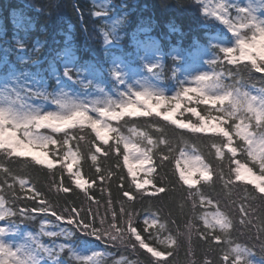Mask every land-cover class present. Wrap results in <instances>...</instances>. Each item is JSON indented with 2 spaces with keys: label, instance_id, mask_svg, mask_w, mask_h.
Segmentation results:
<instances>
[{
  "label": "trees",
  "instance_id": "obj_1",
  "mask_svg": "<svg viewBox=\"0 0 264 264\" xmlns=\"http://www.w3.org/2000/svg\"><path fill=\"white\" fill-rule=\"evenodd\" d=\"M262 3L264 4V0ZM105 9H107L106 16L102 15L97 19L91 15L92 12H103ZM79 10L82 11V15L78 13ZM260 10L264 13V6H261ZM227 12L231 21L236 24L239 18L244 16L231 6L227 7ZM219 30L218 23L198 0H105L102 7L98 6L94 0H0V109L21 118L26 117L29 111H32L33 117L44 115L43 108L45 104L55 100L60 83L74 94L76 93L79 99L74 101L72 96H69L64 101L61 100L60 113L58 112L60 115H67L75 109L84 108L85 105L80 100L88 95L89 89L96 90L100 98L107 97L110 106L122 103L124 101L119 98L122 93L121 88L107 68L112 58L119 54L127 61L139 62L138 53L142 52L140 44L148 38L157 41L163 55L160 63L146 74L145 78L153 77L155 87L159 94L165 97L166 102L165 107L158 112L159 115L151 113L148 116L139 117L123 116L115 120L106 118V123L117 129L116 132L110 133L108 145H103V142L96 139L87 125L80 133L86 137L84 141L79 142V145L83 147H79L75 139L70 140L66 147L72 151H77L79 147L81 152L78 162L73 164L72 173L80 171L82 178L87 181L85 187L87 192L76 189L75 184H72L75 192L72 189L68 193L62 191L64 186L74 180L73 174L69 173L66 167H62L66 164L63 160L49 170L44 165L35 164L29 156L8 155L6 150H0V194L5 197L4 209L11 213L0 219V222L18 229L24 226L26 233L23 237L33 243L43 261L48 264H118V261L122 259L146 264V258L151 254L147 252V249L140 248L139 242H137L136 250L127 244L106 246L105 241L75 230L66 222L58 221L50 213L32 211L21 214L18 210L27 212L30 208L34 209L35 205L47 202L57 205L59 210L66 206L65 201L69 197L80 204L85 195H91L93 192H95L92 198L93 208L96 207V201L102 195L107 198L110 193L111 197L116 199L115 186L107 189L104 182L92 183L91 176L94 173L92 161L84 158L88 143L92 144L93 150L95 146L100 145L108 148L109 145H115L116 137L122 136L125 140L130 139L142 148L153 147L147 145L145 137L141 135L147 133L154 141L165 137L171 141L173 155L176 157L179 156L181 148L188 152H192L195 148L207 157L206 162L212 161L218 169L222 168L225 174L224 180L221 181L217 179V174L214 172L208 183L201 181L196 186L206 194L207 198L212 199L213 203H197L194 210L191 208V201L185 204L187 186L181 189L173 185L176 191L170 193L164 200L144 201L143 205L136 203L137 212L151 207L153 211L158 209V214L164 220L175 221L168 224L167 231L149 228V233L159 236L160 239L169 234L175 235L177 228L184 233L179 237L180 244L176 248L175 264H191L192 261L204 264L205 260L211 261L212 264H224L223 256L229 249L224 234L218 228L207 230L221 237L218 242L212 241V244L218 245L216 247L198 238L200 230L204 228L198 216L208 213L211 219V213L215 212L217 207L233 218V226L229 229L227 237L232 241L231 247H235L236 244L247 245L253 254L246 258L250 259L252 264H262L264 254L261 253L260 245L256 243L255 238L259 236L258 228L264 227V224L259 223L260 216L264 214V201L259 199L244 201L245 205L251 206L248 213H239L238 209L241 207L243 190H255L257 197L264 193L255 189L253 184L235 181L234 173H232L231 183L225 187L229 170L227 159L218 160L214 154L215 150L210 149L211 141L219 142L220 137L211 133L193 134L190 129H180L163 118L164 113L175 107L176 100L173 98L177 96V93L181 95L175 120L184 123L198 122V117L189 109H196L201 116L211 112L213 116L219 118L222 115L220 109L228 106L229 102L215 106L200 103V98L195 92H190V95L185 97L181 79V69L194 50L208 46L212 35ZM246 32L251 37V32L241 28V35ZM236 48L233 52L236 58L235 63L230 62L231 57L222 54L218 48L214 49L213 61L216 63H211V67L214 76L224 73L222 79L225 84L234 83L233 78L227 76L228 70L235 72L237 68L243 69L244 65L250 67L248 61L239 59V51ZM63 59L70 64L69 68H62ZM262 77L264 72L244 69L237 79H242L240 86L243 91H252L264 89ZM148 91L153 93V90ZM243 118L249 125V131L255 133L257 128L252 114L245 113ZM224 119L225 127H232L234 123L239 122V120H229L226 116ZM216 122L220 123V120ZM157 127L165 129V136L156 132ZM33 131L41 138L49 136L62 138L64 132L74 133L78 130L64 129L56 133L52 129L45 128ZM232 135L233 146L238 149L236 159L246 163L256 175H260L258 165L240 150L241 145L247 148V143L241 141L234 131ZM161 148H165V145H156L153 147V152H159ZM48 152L49 159H54L53 152L56 156L62 157L59 144L50 145ZM123 152L124 147L121 143L119 151H113L111 155L113 158L119 156L122 162ZM225 153L230 155L226 149ZM97 157L104 167L112 163L105 158L103 151L98 153ZM153 163H156V156L153 157ZM232 166L235 167V165ZM172 167H175V161ZM4 169H8L9 172H5ZM124 172L127 173L126 168ZM165 173L168 174L169 179H172L169 168L163 171L157 168L153 176H164ZM21 179L26 181L23 186L19 183ZM9 185H12L11 189ZM101 187H104L105 191L101 192ZM58 188L61 190L58 191ZM146 189L151 192L153 185ZM41 197L43 200L40 199ZM81 206L88 207V202L85 201ZM115 207L118 210L119 204ZM100 212L101 214L104 212L103 202L100 205ZM242 216H250L252 219L251 233L240 224ZM189 221L195 232L190 239L186 227ZM149 233H143L141 238L148 237L145 243L149 244V247H156L155 244L150 243L152 237ZM132 239L134 240L135 237ZM85 246H98L102 251L91 260L83 252ZM162 247L161 245L157 250H161ZM189 251L190 254L186 255ZM234 260L235 257L230 256L227 264H234ZM242 260L243 258H241V264Z\"/></svg>",
  "mask_w": 264,
  "mask_h": 264
},
{
  "label": "snow or ice",
  "instance_id": "obj_2",
  "mask_svg": "<svg viewBox=\"0 0 264 264\" xmlns=\"http://www.w3.org/2000/svg\"><path fill=\"white\" fill-rule=\"evenodd\" d=\"M222 7V6H221ZM223 8V7H222ZM241 12L247 13V9H240ZM82 15V11L78 12ZM91 15L95 18H100L102 15H107V9L103 12L95 11ZM222 19L221 17H218ZM223 23L229 25V29L232 31V24L229 20H223ZM240 28L247 29L251 32V37L248 36L247 32L243 35L237 33L236 37V50L239 51V59L242 61H248L249 65H244L243 69L237 68L235 72L228 70L227 76L232 77L234 80L233 84H225L222 77L224 73H218L215 76L209 77L207 73L197 78L198 87L194 89H184L183 95L187 96L189 91L197 93L200 103L210 104L215 106L217 104L224 105L225 102H229L226 108L220 109L222 115L218 118L213 116L211 112L206 116H201L196 109H189L193 115L198 117L197 123H184L172 119L176 110L180 107L179 97L181 93H177V96L173 99L176 100L175 107L163 114V118L166 121H171L173 125H177L180 129H190L191 133H211L214 136L220 137L219 142L212 140L210 149H214L215 157L218 160L227 159L229 170L227 176V183L225 187L232 181V173H234L235 181H244L247 184H254L255 189L260 193H264V94L257 95L252 94V91H243L240 86L242 79H237L240 76V72L244 69L251 71L255 69L257 72H264V24H258L254 21H250L245 15L239 18ZM225 56L231 57L234 52L233 47H227L222 50ZM218 59V58H217ZM235 57L231 58L232 63H235ZM211 63H216L213 61ZM112 75L116 79H120L122 76L121 71H114ZM264 80V77L261 78ZM254 87V86H253ZM264 93V89L261 90ZM133 95V94H132ZM130 95V96H132ZM136 100H125L122 103L116 104L110 107L91 108L84 107L71 111L67 115H60L55 113H47L41 116L35 117H18L10 112L0 109V150H6L8 155L25 156L29 153L25 149L38 150L43 153V157L32 156V160L37 165H46L47 169L51 170L57 163L61 161H71V163L63 164L62 167H66L69 173H72L73 164L78 162V158L81 155L79 147L80 141H84L86 137L81 135L84 131V126H89L96 134L95 138L103 142V145L109 144V133L116 132L117 129L111 127L106 121L100 118H93L89 115V112L97 113L99 117H110L115 120L124 115L129 116H148L151 112L146 107L137 109V103L143 101L144 105H147L148 98L153 96L160 97V103L157 104V108L165 102L163 95H154L149 91H139L134 93ZM119 108L120 111H116ZM130 109H137L132 110ZM154 110V109H153ZM251 113L252 117L256 122L257 131L255 133L249 131V125L245 123L244 114ZM158 115L160 113H157ZM229 120H239L238 123H234L232 127H225L226 123L224 117ZM220 123H217V120ZM52 129L56 133H60L64 129H77L74 133L64 132L63 137L53 138V136L41 138L34 134V129ZM233 131L235 135L240 138L241 141H245L248 145L247 148L240 146V150L247 154L256 165H258L260 175H256L252 168L248 167L246 163H241L237 156V147L233 146ZM156 132L165 136V129L157 127ZM147 141V145L155 147L158 144L165 145V148L159 149V152H153V147H141L138 144H132L125 140L124 137H116L115 145H109L108 148H103L102 145L93 146L88 143L87 152L84 153L85 159L92 161V167L94 173L91 176L92 183L95 184L98 181L104 182L107 189H111L115 186L117 193L116 199L111 197L109 193L108 197L105 198L103 195L99 200L96 201V207L93 208L92 198L95 196V192L91 195H85L84 200L77 204L71 197L65 201L66 206L59 209L57 205L51 202L40 203L35 205L34 209L30 208L25 212L24 210H18L21 214L31 213L36 211L39 213L51 214L58 221L66 222L75 230L83 233H87L95 236L97 239L105 241L107 245H125L127 244L133 250L137 249V242H139L140 248L147 249V252L151 255L146 258V264H175L174 257L176 254V248L179 247V237L183 236L184 233L179 228L176 229V234H169L163 239L156 236L153 233H149V228H156L157 231H167L169 223H175L174 220H164L158 213L159 210L153 211L151 207L144 208L142 212H137L136 203L139 202L143 205L144 201L152 200H164L170 193L176 191L178 186L181 189L187 188V200L191 201V208L194 210L197 207V203L212 204L213 201L207 198L206 194L203 193L199 188H196L201 181L208 183L213 173L217 174V179L224 180V172L222 168L218 169L212 161L207 160V157L203 156V153L193 148L192 152H187L184 148H181L179 157L173 155L174 149L171 146V141L166 137L154 141L150 138L147 133H142ZM183 135V134H181ZM75 139L79 145L77 151H72L66 146L69 145L70 140ZM123 143L124 152L123 160L119 156L112 157L113 151L118 152L120 144ZM61 145L62 157L56 156L53 152L54 159H47L50 145ZM227 153L230 155H226ZM105 153V158L112 161L108 167H104L101 161H98L97 154L101 152ZM135 153V154H132ZM156 156V163H153V157ZM203 157V158H202ZM173 161H175V167H172ZM99 165V166H97ZM145 165L148 167L145 169ZM232 165H235L233 167ZM127 168L125 174L124 169ZM159 168L163 171L165 168L171 169V177L168 178V174L164 176L154 177L153 173ZM5 172H9L8 169H4ZM138 172H144L145 176L143 179L137 178ZM75 179L63 187L62 191L68 193L72 189V184H75L76 189H85V181L80 171L77 170L72 173ZM199 178H196V177ZM129 177L131 179H129ZM155 180V184H154ZM7 183V181H4ZM23 186L26 181L21 179L19 181ZM145 185H153V190L149 192ZM156 185H159L158 187ZM11 189L12 185L8 186ZM193 189L195 191L193 192ZM61 190L58 188V191ZM101 192L105 191L104 187H101ZM75 192V189H72ZM244 194L240 200L241 207L238 209L239 213H248L250 205H245L246 200L259 199L264 201V195L257 197L255 190H243ZM79 195V193H76ZM163 194V195H159ZM197 198H199L197 200ZM43 200V198H40ZM69 201H71L69 203ZM88 202V207H82L84 202ZM103 202L104 212L101 214L100 205ZM5 197L0 194V219L11 213L4 209ZM119 204L117 210L115 205ZM235 204V202H233ZM183 207V205H182ZM110 215V218H109ZM171 215V213H170ZM198 219L202 221L204 228L200 230V236L212 247L218 245L212 244V241H220L221 237L213 235L210 229H219L224 234L225 242L229 245V249L223 256L224 264L230 256L235 257L234 264H252L249 257L253 254L250 247L247 245L236 244L235 247H231L232 241L228 240L229 229L233 226V218L219 207L216 211L211 213V219L209 214L204 213L198 216ZM259 223L264 224V214L259 218ZM240 224L245 226L249 233H251V226L253 224L250 216H242ZM188 229L189 239L194 232V227L189 221L186 225ZM2 231V229H0ZM259 236L255 238L256 243L260 245V251L264 254V227L258 228ZM143 233H149L152 237L150 243L156 245V247H149V244L145 243V239L141 236ZM132 237H135L133 240ZM163 246L161 250H157L160 246ZM186 253V255H189ZM159 258V259H154ZM172 258V259H170ZM0 264H23L22 260L16 258V253L10 251L5 247H0ZM118 264H138L137 261H128L122 259L118 261ZM191 264H199L198 261H192ZM204 264H212L211 261L205 260ZM264 264V262H262Z\"/></svg>",
  "mask_w": 264,
  "mask_h": 264
},
{
  "label": "rangeland",
  "instance_id": "obj_3",
  "mask_svg": "<svg viewBox=\"0 0 264 264\" xmlns=\"http://www.w3.org/2000/svg\"><path fill=\"white\" fill-rule=\"evenodd\" d=\"M94 1L100 7H102L105 4V0H94ZM200 2L203 3L204 9L208 13H210L212 17H214L220 22L222 31L212 35L211 40L208 43V46L199 47L198 49L194 50V53L189 57L186 64L182 67L181 79H182V87L184 89L197 88L199 86L197 83V78L201 75H204L205 73H207L209 77L214 76V72L211 67V62H213V60L215 59V54H214L215 48H218V50L222 52L224 48L237 47L236 34L240 32L241 28L239 27L238 24L230 22L232 24V31H231L229 29V25L223 23V20L230 21L229 14L226 11L227 6L235 7L239 13L243 14L244 16L246 15L250 21H254L255 23L258 24H264V13H262V10H260V7L264 6L262 0H200ZM240 9H247V13L241 12ZM221 16L222 19H219L218 17ZM140 49L142 52L138 53L139 62L127 61L122 55L119 54V55H115L112 58V60L110 61V65L108 67V70L110 71L111 75L114 71L122 72V76L120 79H116L113 75L112 77L121 87L122 93L120 94L119 98L123 101L136 100L134 93L139 91L153 90L154 95H160L157 88L154 85L153 77L147 76L145 78V75L150 73L160 63L163 54L161 50H159L158 48L157 41H155L153 38H148L142 41L140 44ZM222 54L224 53L222 52ZM232 57H235L234 53L231 54V58ZM61 65L63 69H67L69 68L70 64L66 61V59H63ZM71 92L72 91H70L62 83H60L58 85L57 97L53 102L49 104H45L42 113L58 114L60 101L61 100L64 101L69 96H72L73 100L77 101L78 97L77 95H75L76 93L74 94V92L72 93ZM190 92L192 91H189L187 96L190 95ZM252 92H253L252 94H257V95L264 94L261 92V89L260 90L253 89ZM80 101H82L85 107H91L93 109L101 108V107H110V105L108 104V98L107 97L100 98L96 90L89 89L88 95L83 97L82 100ZM159 103H160V97L153 96L151 99L147 100V105H144L143 101H139L137 103V109L141 107H146L150 112L158 113L160 110H162L165 107V102H164L163 104L160 105V107L157 108V104ZM137 109H130V111ZM116 111H120V109L118 108L116 109ZM89 115L92 116L94 119L100 118L104 121L105 118H107V117H99L97 113H92V112H89ZM174 116L175 113L172 119H175ZM26 117H33L32 111H29L26 114ZM108 135H110V133ZM126 140L132 144H135L130 139H126ZM26 152H28L29 154L25 156H30V157L38 156L44 158L43 153L38 150L29 149ZM47 159L49 158L47 157ZM65 162L71 163V161H65ZM144 167L146 169L148 166L145 165ZM144 176H145L144 172L137 173L138 179H143ZM196 178L199 177L197 176ZM144 187L149 188L151 187V185H145ZM0 229H2V231H0V247H5L10 251H14L16 253V258L22 260L23 264H48L43 261V259L35 249L33 243L23 237V235L26 233L25 227H21L20 229H18L16 227H11L7 223L0 222ZM101 251L102 249L98 246H85L83 248V252L85 256L91 260L97 257L98 254L101 253ZM51 264H55V263H51Z\"/></svg>",
  "mask_w": 264,
  "mask_h": 264
},
{
  "label": "bare ground",
  "instance_id": "obj_4",
  "mask_svg": "<svg viewBox=\"0 0 264 264\" xmlns=\"http://www.w3.org/2000/svg\"><path fill=\"white\" fill-rule=\"evenodd\" d=\"M29 149H25V151H28Z\"/></svg>",
  "mask_w": 264,
  "mask_h": 264
}]
</instances>
